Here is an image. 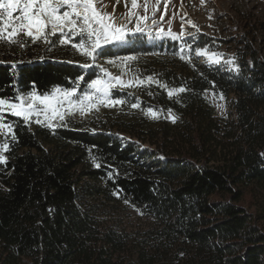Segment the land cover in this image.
<instances>
[{"label":"trees","instance_id":"obj_1","mask_svg":"<svg viewBox=\"0 0 264 264\" xmlns=\"http://www.w3.org/2000/svg\"><path fill=\"white\" fill-rule=\"evenodd\" d=\"M62 38L0 43V97L84 92L104 78L80 67ZM227 42L140 35L108 45L101 56L111 69L146 81L112 93L125 101L113 119L49 128L7 116L16 139H4L0 163V264H264V45L245 36L236 72L196 56ZM185 43L192 50L181 59ZM121 57H135L126 72L108 63ZM211 98L230 111L216 117ZM131 210L137 223L123 219Z\"/></svg>","mask_w":264,"mask_h":264},{"label":"snow or ice","instance_id":"obj_2","mask_svg":"<svg viewBox=\"0 0 264 264\" xmlns=\"http://www.w3.org/2000/svg\"><path fill=\"white\" fill-rule=\"evenodd\" d=\"M98 2H102V0H0V43L25 47L26 42L22 37H27L32 42L42 41L49 44L51 43L49 37L59 33L63 37L59 39L61 45L71 44L73 49L85 57V62L80 64V67L84 69L93 66L100 67L104 77H97L87 82L90 91L84 92L82 96H78L80 89L77 85L68 89L57 88L45 96L32 91L16 95L11 99L0 97V139H16L14 126L6 122L7 116L16 117L28 124L33 120L40 124V117L43 116L44 126L49 128L53 127L52 119L59 118L60 126H64L67 116L76 114L84 116L93 109L98 110L101 105L114 107L124 104L125 101L112 97L113 89L145 84V79L133 77L125 81L119 76H113L102 65H96V61L102 55V49L105 46L126 43L129 33L134 35L147 32L149 36H152V31L146 29L145 25L151 21L153 26L158 27L159 22L155 19V11L152 17L147 14L141 16L132 11L125 18L126 22L117 23L112 14L104 12L102 7L96 6ZM131 6L135 10L137 0H131ZM165 12H167V6H165ZM145 13H147V7H145ZM130 24H133L134 27H129ZM197 31L199 30L197 29ZM155 36L169 37L173 40L184 39L183 35L165 28H158ZM76 37H80V39L73 42ZM191 50V44H182L181 59H185L184 54ZM196 54L206 57L207 61L213 64L222 62L235 64L234 60L225 61L221 53L211 52L207 48H197ZM134 59L135 57H121L119 64L115 60H109L108 63L119 67L122 72H126L128 70L127 62ZM78 80L81 83L86 82L83 75L79 76ZM146 80L151 84L153 77L149 76ZM186 91V88L180 87L169 90L168 95L171 97L174 92L185 93ZM220 98L224 99L222 95ZM131 106L138 107L136 104ZM148 111L153 116L157 114L155 110L149 109ZM173 122H175V118H173ZM8 149L9 143L5 142L0 148V152H6ZM3 162L6 161L3 156H0V163ZM96 166L100 167V164L97 163Z\"/></svg>","mask_w":264,"mask_h":264},{"label":"rangeland","instance_id":"obj_3","mask_svg":"<svg viewBox=\"0 0 264 264\" xmlns=\"http://www.w3.org/2000/svg\"><path fill=\"white\" fill-rule=\"evenodd\" d=\"M98 8L102 7L104 12L112 14L117 23H124L125 18L129 13L135 11L139 15L143 16L147 14L152 17L155 11V19L158 20V27L153 26L151 21L145 25V28L151 30L153 35L149 36L147 32L144 34L129 33L126 43H117L112 45L115 49L131 46L135 39L143 35L148 43H156L166 37H156L155 33L158 28L171 29L172 32L181 34L185 40L195 37L198 34H205L217 40L228 41L219 50L212 52H219L223 56V60H234L235 64H213L207 61L206 57L198 56L204 63L211 65H222L225 69L231 72L237 71V64L235 60V50L238 47H242L241 42L248 36L250 40L256 41V46L264 45V0H137V8L132 9L131 0H102L96 5ZM165 6H167V12H165ZM145 7H147V13H145ZM161 17H163L161 19ZM191 22V23H189ZM195 25V27H193ZM129 27H134L130 24ZM197 29L199 31H197ZM80 37H76L74 41H78ZM73 41V42H74ZM108 46V45H107ZM105 46L104 48H106ZM103 51V49H102ZM78 59L85 62V57L79 52L77 54ZM96 65H102L113 76H119L121 79L127 81L130 78L118 74L114 69H111L107 62L100 56ZM90 68L100 67L93 66ZM129 88V87H128ZM128 88H116L114 91H125ZM90 91L87 88V92ZM84 92H79L78 96H82ZM76 99V97H74ZM215 108L216 117L222 118L229 111V107L225 101H219L215 98H211ZM42 107V106H41ZM119 115L118 105L114 107L99 106L98 110L93 109L90 113L80 116H67L65 120L73 119L76 121H86L91 118H109L113 119L114 116ZM41 123L45 124L44 117L41 116ZM32 122H35L33 120ZM59 118H53L51 123L56 125L59 123ZM114 132L124 134L120 127L114 129ZM126 135V134H125ZM4 139H0V148L3 146ZM0 156H3L6 160L5 154L0 152ZM251 199H248L249 206ZM256 201V200H255ZM254 209V208H251ZM123 219L127 223H137L140 220L139 215L134 211H128L123 214Z\"/></svg>","mask_w":264,"mask_h":264}]
</instances>
